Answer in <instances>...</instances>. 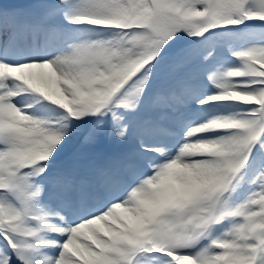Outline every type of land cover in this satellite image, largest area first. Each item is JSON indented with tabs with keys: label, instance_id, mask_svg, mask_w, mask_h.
Wrapping results in <instances>:
<instances>
[{
	"label": "snow or ice",
	"instance_id": "snow-or-ice-1",
	"mask_svg": "<svg viewBox=\"0 0 264 264\" xmlns=\"http://www.w3.org/2000/svg\"><path fill=\"white\" fill-rule=\"evenodd\" d=\"M0 264H264V0H0Z\"/></svg>",
	"mask_w": 264,
	"mask_h": 264
},
{
	"label": "bare ground",
	"instance_id": "bare-ground-1",
	"mask_svg": "<svg viewBox=\"0 0 264 264\" xmlns=\"http://www.w3.org/2000/svg\"><path fill=\"white\" fill-rule=\"evenodd\" d=\"M28 1L29 4L36 2V0H4L5 3L13 4V5H21L23 2ZM94 157V163L96 164H102L99 159L100 155V148L97 146L94 150H90Z\"/></svg>",
	"mask_w": 264,
	"mask_h": 264
},
{
	"label": "rangeland",
	"instance_id": "rangeland-1",
	"mask_svg": "<svg viewBox=\"0 0 264 264\" xmlns=\"http://www.w3.org/2000/svg\"><path fill=\"white\" fill-rule=\"evenodd\" d=\"M103 147H106L105 144H103Z\"/></svg>",
	"mask_w": 264,
	"mask_h": 264
}]
</instances>
